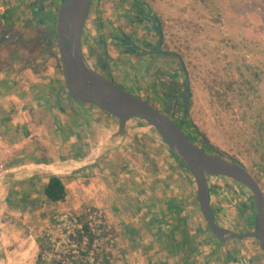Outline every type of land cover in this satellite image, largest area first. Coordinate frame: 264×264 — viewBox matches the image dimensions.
<instances>
[{
	"label": "rangeland",
	"instance_id": "obj_1",
	"mask_svg": "<svg viewBox=\"0 0 264 264\" xmlns=\"http://www.w3.org/2000/svg\"><path fill=\"white\" fill-rule=\"evenodd\" d=\"M143 1L161 21L166 47L180 54L189 76L191 101L183 131L199 145H203L200 134L205 135L211 146L243 163L264 193V0ZM124 2L94 0L90 9L88 28L81 45L95 70V59L104 52L102 43L107 46V35L115 33V27L133 36L138 32L135 27L151 38L144 27L136 22L134 25L126 18ZM110 46V50L120 52L123 49ZM90 49L94 51L90 52ZM119 56H122L121 61L119 58L112 60L113 81L123 89L153 101L161 110L163 104L157 97L166 90V83L156 80L151 65L139 63L143 66L136 69L127 65L130 62L125 61L123 55ZM40 62L46 66L44 74L51 93V115H45L42 106H36L30 112L31 116L22 120L32 129H37L43 122L52 129L55 126L62 128L61 142H51L47 149L40 151L50 149L46 156L49 163L45 164H54L74 142V137L66 135V129L69 132L76 121L87 127L99 109L68 99L61 88L63 77L54 58L45 56ZM15 75L13 73V78ZM178 79L181 82L180 76ZM26 80L22 75L17 85L25 89L31 85ZM61 111L62 116L59 115ZM12 119L11 124L16 122V117ZM118 123L114 118L113 127L117 128ZM126 123L128 131L123 154L132 166L115 176L109 170L108 162L102 161L99 168L91 167L77 175H68L65 184L69 197L65 203H45L41 193L43 179L42 184L39 182L30 189L38 193L27 203L29 212L11 211L5 208L7 200L4 198L9 196L7 199L13 200L12 187H1L0 209L3 213L0 216L14 225L17 222L24 224L31 231L37 248L33 264L40 262V254H44L46 263L52 264L51 256L47 254L50 250L48 238L60 240L58 219L82 217L87 208L103 212L104 245L109 243L110 256L105 264H264L256 239L221 241L209 232L197 202L192 176L176 163L152 127L140 119H130ZM18 150L0 145V158L14 163L18 160L15 159ZM149 157L163 160L164 213H161L160 205L144 208L147 199L140 194L147 185L141 179L139 162H146ZM208 180L216 185L209 188L215 221L236 232L252 230L253 225L248 222L254 221L255 212L250 191L226 177H208ZM27 188L28 185H21L17 190L29 195ZM167 194L176 201H167ZM153 198L149 196L148 201ZM15 201L16 205H21V197ZM182 242L188 249L193 242L196 251H188L187 246L186 250Z\"/></svg>",
	"mask_w": 264,
	"mask_h": 264
},
{
	"label": "crops",
	"instance_id": "obj_2",
	"mask_svg": "<svg viewBox=\"0 0 264 264\" xmlns=\"http://www.w3.org/2000/svg\"><path fill=\"white\" fill-rule=\"evenodd\" d=\"M16 1L18 4L19 0ZM93 2L94 0L92 1L91 7ZM14 3L13 0L0 2L1 12H5V14L7 12L10 13V7L13 6ZM90 15L91 13L89 10L83 30V36H85V32L88 28L87 21ZM116 29L117 27L114 29L115 33L113 32L112 34L111 32L110 35H107V52L105 51L113 58H109L112 66L114 62L112 60L116 61L118 58L120 61L122 60V56H119V50L109 49L112 48L110 44L116 46L115 42H113L119 32ZM86 36L88 37V35ZM124 58L125 61H128L127 56ZM127 65L133 66L130 63ZM34 67L38 69V72L33 71V66H25L23 68H18V70L16 65L0 68V116L2 117L0 120V127L2 129L0 130V145L6 148L17 147L19 149L17 153L15 152L17 154L15 159L18 160H15V162H12L11 164L7 163L5 170L0 173V189L2 186L12 187L10 188V194L13 193L15 196L12 197L13 200L7 199L9 196L4 198L7 200L5 208L20 213L29 212L27 203L30 202L33 194L38 193L34 190L31 191L30 189L34 188V186L43 179L46 182L47 177L51 174L49 172L42 173V170L36 168L37 166H44L45 163H49L48 160H46V156L50 149L46 152L40 151L47 149V147L51 145V142L57 140H60L61 142L63 138L62 128L60 129L55 126V129H52L51 125L46 126V122H43V125H38L37 129H32L26 127V121L22 120L31 116L30 112H33V108L36 106H42L45 115H51V93L49 91V85L45 83L46 75L44 74L46 66L37 64L34 65ZM13 73H16L14 78ZM22 75H24V77L26 76L27 84L31 83V85L28 87L26 86L27 88L25 87V89L24 86L23 88H20L17 85V81H19ZM97 113L98 114L93 115L92 121H88L87 127L85 126V123L76 121L69 132L66 129V135L68 134L69 136L74 137V144L72 143V145L70 142L69 144H71L72 147L66 152H62L57 160L58 162L54 163L59 172L57 175H60V177L63 178L64 184L66 183V178L69 177L68 175H77L81 171L87 170L91 167H95V169L97 167L99 168V163L102 161L108 162L109 170L113 171L115 176L122 170H126L132 166V162H127V158H125V155L123 154V145L126 144L128 123L125 124L123 135L115 137L118 127L115 128L112 125L114 118L105 113ZM59 115L62 116V111L59 112ZM13 117H16V122L11 124L13 122ZM133 130H136V128H133ZM6 136L9 139L7 138L4 140V137ZM91 137L93 138V141L90 140ZM64 139H66L65 142H69L67 137ZM161 143L163 142L161 141ZM26 151H28L27 154ZM97 152H99V155L95 158L94 156ZM22 153H25L26 155L20 156ZM162 161V159L158 160L156 157H149L146 162L145 160L139 162L142 173V177H140L142 180L146 181L147 185L141 189L140 194L147 199L145 204L146 207L144 208L149 206L152 207L154 205L158 207V205H160L159 208L161 209V213H164L165 198L163 197L164 189L162 185V176H164ZM176 163L178 164L177 161ZM134 164L135 167H138L137 163L134 162ZM44 184L41 187V193ZM21 185H28L27 190H30L31 194L28 195V193L26 194L21 190H17V187ZM65 188L66 197L61 203H65L69 197L66 184ZM149 191H151L150 194ZM149 196H154V198L148 201ZM18 197H21V205L15 204V199ZM167 201L173 203V196L170 197L167 194ZM11 202L13 203L12 205H10ZM45 203L51 205L50 202L45 201ZM59 203L60 202L54 204ZM23 204L26 205L23 206ZM2 213L3 209H0V215ZM36 253L37 248L35 246L34 237L31 235V231L27 229L24 224L17 222L14 225V223L12 224L7 220H3L0 216V264H33Z\"/></svg>",
	"mask_w": 264,
	"mask_h": 264
},
{
	"label": "water",
	"instance_id": "obj_3",
	"mask_svg": "<svg viewBox=\"0 0 264 264\" xmlns=\"http://www.w3.org/2000/svg\"><path fill=\"white\" fill-rule=\"evenodd\" d=\"M93 0H62L56 16L57 61L68 99L92 105L118 120L115 137L122 136L130 119H140L152 127L183 169L193 178L197 202L209 231L219 240L254 238L264 257V193L258 181L232 156H226L215 147L205 149L191 140L165 111L154 107L140 96L133 94L100 75L87 61L82 45V33ZM183 108L187 115L190 101L189 76L182 65ZM108 71V69H107ZM177 101H175V107ZM99 152L95 154V158ZM42 173L59 174L56 165L37 166ZM222 176L245 187L252 195L254 223L248 232H236L221 227L215 221L210 205L208 177ZM1 182V176H0Z\"/></svg>",
	"mask_w": 264,
	"mask_h": 264
},
{
	"label": "flooded vegetation",
	"instance_id": "obj_4",
	"mask_svg": "<svg viewBox=\"0 0 264 264\" xmlns=\"http://www.w3.org/2000/svg\"><path fill=\"white\" fill-rule=\"evenodd\" d=\"M7 1L9 0H0V2ZM13 1L15 3L10 7V13L7 12L5 14V12L2 13L0 10V68L3 65H18V68L34 66L37 64L42 65L40 61L45 56H48L55 59L56 64L58 65V67H56L60 70V65L56 58L58 52L56 47L57 38L55 25L57 10L62 0H19L18 4L16 3V0ZM123 5L126 18L131 22H134V25L140 24L141 27H144L146 32L151 34V38L148 39L147 35L134 27L135 30H138V32H135L134 36L119 31L113 42H115V45L119 49L123 48L119 52L120 55H123V58L127 56L130 64L136 67V69H139V63L143 65L146 63L145 66L151 65V70H154L152 73L156 80L160 79L167 85L166 90L157 97L163 104L161 111H165V108L169 106V116L173 113L174 121L178 125H183L187 119L186 116L184 119L182 118L183 60L179 53L166 47L163 25L143 0H125ZM82 40L83 33L81 43ZM102 45H104V52L95 59L94 63L97 66L96 71L116 84L111 76V60L109 59L111 56L106 53L107 49L105 48V44L102 43ZM43 49H45L46 54L40 57V51ZM89 51L93 52L94 50L90 49ZM84 55L86 57V54ZM87 61L89 63L88 59ZM159 62H161L162 66L159 65ZM162 68H165V70H162ZM179 76L181 77V82H179ZM175 101H177L176 107ZM150 103L156 107L153 101H150ZM203 145L207 146V148H204L208 150L209 145L204 144V142ZM223 154L229 156L225 153ZM238 162L243 168H245L243 163L240 161Z\"/></svg>",
	"mask_w": 264,
	"mask_h": 264
},
{
	"label": "built area",
	"instance_id": "obj_5",
	"mask_svg": "<svg viewBox=\"0 0 264 264\" xmlns=\"http://www.w3.org/2000/svg\"><path fill=\"white\" fill-rule=\"evenodd\" d=\"M6 164L7 161L0 158V173L5 170ZM214 186H216L215 183H210L208 180V187ZM58 222L60 240L48 238L50 250L47 254L51 256L52 264H105L108 262L109 243L104 245L103 212L100 209L87 208L82 217H61ZM38 260L40 262L34 264H51L46 263L44 254H40Z\"/></svg>",
	"mask_w": 264,
	"mask_h": 264
},
{
	"label": "trees",
	"instance_id": "obj_6",
	"mask_svg": "<svg viewBox=\"0 0 264 264\" xmlns=\"http://www.w3.org/2000/svg\"><path fill=\"white\" fill-rule=\"evenodd\" d=\"M46 54V51H45V49H43V50H41L40 51V57H42L43 55H45ZM36 67V66H35ZM34 66H33V71L34 72H38V69H36ZM61 77H62V74H61ZM61 88H64L65 89V86H64V83H62V85H61ZM61 92V90H59V92L58 93H60ZM67 94V93H66ZM141 98H143V97H141ZM144 100H146V101H148L149 103H150V101L149 100H147V99H145V98H143ZM99 112H101V113H104V112H102V111H100V110H98ZM106 114V113H105ZM182 126L183 125H179V127L182 129ZM183 130V129H182ZM200 134V133H199ZM200 136H201V138L203 139V142H204V144H207V145H209V147H210V144H209V141H208V139L206 138V136L205 135H203V134H200ZM189 137V136H188ZM191 140H193L191 137H189ZM194 141V140H193ZM201 146H203V147H205V145H201ZM167 150H168V148H167ZM169 151V150H168ZM169 153L171 154V156L178 162V160L175 158V156L169 151ZM178 164H179V166L181 167V168H183L182 167V165L178 162ZM42 195H43V199L45 200V201H47V202H50V203H58V202H62L64 199H65V197H66V188H65V184H64V182H63V178L62 177H60V176H57V175H50V176H48L47 177V179H46V182H45V184H44V187L42 188ZM173 202H175V200L173 201ZM213 217H214V214H213ZM215 218V217H214ZM248 223H252V225H253V223H254V221H249ZM207 229H208V227H207ZM209 230V229H208ZM210 232V231H209ZM211 233V232H210ZM212 234V233H211ZM213 235V234H212ZM214 236V235H213ZM183 244H182V247H185V249H186V246H187V244H185V242H182ZM191 243V249H188V246H187V249H188V251H191V252H194V251H196V248L194 247V245H193V242H190ZM186 249V250H187ZM262 253V252H261Z\"/></svg>",
	"mask_w": 264,
	"mask_h": 264
},
{
	"label": "bare ground",
	"instance_id": "obj_7",
	"mask_svg": "<svg viewBox=\"0 0 264 264\" xmlns=\"http://www.w3.org/2000/svg\"><path fill=\"white\" fill-rule=\"evenodd\" d=\"M219 225V224H218ZM221 226V225H220Z\"/></svg>",
	"mask_w": 264,
	"mask_h": 264
}]
</instances>
